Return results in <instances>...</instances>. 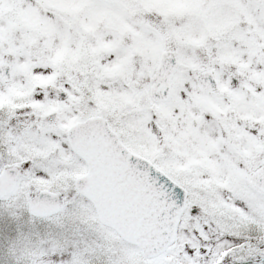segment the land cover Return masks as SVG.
I'll list each match as a JSON object with an SVG mask.
<instances>
[{
  "label": "snow or ice",
  "instance_id": "snow-or-ice-1",
  "mask_svg": "<svg viewBox=\"0 0 264 264\" xmlns=\"http://www.w3.org/2000/svg\"><path fill=\"white\" fill-rule=\"evenodd\" d=\"M0 208L10 264L264 257V0H0Z\"/></svg>",
  "mask_w": 264,
  "mask_h": 264
},
{
  "label": "rangeland",
  "instance_id": "rangeland-1",
  "mask_svg": "<svg viewBox=\"0 0 264 264\" xmlns=\"http://www.w3.org/2000/svg\"><path fill=\"white\" fill-rule=\"evenodd\" d=\"M27 213H23L20 221L13 219L5 209L0 208V264H10L9 259L6 256V249L8 241L18 235L21 232H25L29 230L32 226L29 223ZM40 222H34L35 225L39 227ZM26 227V228H25ZM14 232V233H13ZM253 243H257V240L252 241ZM260 247H264V244L259 245ZM237 256L245 257L243 259H234L232 264H240L247 260L253 261L255 263L252 264H264V259L261 261L262 256L259 254L248 255L246 250H242L236 254Z\"/></svg>",
  "mask_w": 264,
  "mask_h": 264
},
{
  "label": "flooded vegetation",
  "instance_id": "flooded-vegetation-1",
  "mask_svg": "<svg viewBox=\"0 0 264 264\" xmlns=\"http://www.w3.org/2000/svg\"><path fill=\"white\" fill-rule=\"evenodd\" d=\"M252 238H254V236H252Z\"/></svg>",
  "mask_w": 264,
  "mask_h": 264
}]
</instances>
